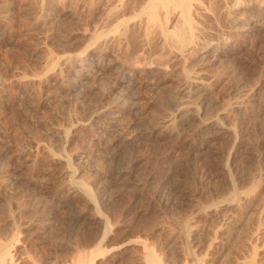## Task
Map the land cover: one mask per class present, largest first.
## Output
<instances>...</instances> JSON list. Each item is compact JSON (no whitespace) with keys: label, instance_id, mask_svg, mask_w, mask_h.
<instances>
[{"label":"rangeland","instance_id":"1","mask_svg":"<svg viewBox=\"0 0 264 264\" xmlns=\"http://www.w3.org/2000/svg\"><path fill=\"white\" fill-rule=\"evenodd\" d=\"M34 1L35 3H32ZM79 1L81 4H78L79 8L76 10L77 12L73 14V16H68L67 14L60 13L61 8L55 5L54 2L48 0H38V2L37 0H0V231L3 234L8 233L9 227L5 222L3 223V220L9 217L11 213L14 215L13 217L16 221L19 222L18 219L20 218L19 225L22 227H19L21 229L31 227V222L37 220V218L43 217L41 210L39 213L37 211L40 209L38 206L39 202H45L48 206L44 213V219L48 220H46L41 227H45L46 229H38L35 235L26 236L25 238L29 240L27 244L31 246L30 243L33 242V245L36 244V247L49 248L53 242H59V244L65 242L63 245H70V248L74 247L73 233L77 230V221L82 217L84 218L88 215L96 214V212L93 211L95 210L93 202L94 193H91L92 196H88L82 190L83 187L88 186L89 189L93 187V191L102 183L99 176H101L104 171L110 168L123 169V164L110 163V160L108 161L110 152L115 151L113 149H117V151H139V154L144 156V151H147V149L160 153L168 150L170 145L173 147L181 143L176 142L173 133L169 134V132L163 128L164 125L162 126V124H165L164 121L171 116V113H174V109L179 103H181L179 105H185L188 98V100H190L198 96V94H196V96L194 94L191 98L187 97V89L184 91V80L182 79L183 77H181V69L182 66H184L186 70H196V72H199L203 79L205 78L204 82H207L206 84L209 83L207 85V95H204V97H206L204 102L208 105V107L206 106V116H218L224 124H228L229 127H233L238 131L236 138L232 137L229 139L224 138L217 140L213 148L222 152V156L218 159L219 161H225L228 156L238 152V157L234 160L235 167L233 171L234 173L236 172V175L238 174L237 176L242 178L241 182L238 183L239 190L245 192L247 197L251 199H249L250 203L247 206L248 208L242 215H237V213L231 211V214L234 213L233 217L236 214L231 221L233 225H229V227H231L229 230L232 232L231 238L229 239L228 236L227 240L223 239L225 242L223 241L222 253L221 256L218 257V260L217 258L215 260L212 259L213 256L215 257L217 254H212L213 252L211 251L208 252L210 255L208 253L203 255L202 253L204 244L212 237V233L215 230L214 228L217 224L215 221L217 222L218 220L215 218H207L204 209L197 208L198 206L195 205L196 202L193 201L195 198L193 199L191 195V190L194 187L193 183L195 184V181L191 179L192 171L187 172L190 176L188 174H186L185 177L182 176L183 181L190 189L181 194V202L176 205L178 207L174 206L175 215L180 216L179 214L182 213L181 215L187 216L191 226L203 229L204 232L201 236L203 239L200 240L202 246H200V248L202 250L199 248L197 251L198 255L201 256L202 263L222 264L221 260L223 259L225 260V262L223 261L224 264H238L241 261L253 259L255 264H264V107H260L262 112L255 106L256 104L252 106V103L246 101V103H244V108H247V111L245 110V114H247L245 118L243 117L242 111L240 113L233 111L234 103L245 99L250 91L256 92L257 95L264 99V70H259L260 67L264 66V49H261V47L258 48L259 44L257 45L252 42L247 44L238 55L234 56L235 58H230V60L227 61L228 63L225 61V63L222 62V66L216 64L217 66L215 65V67L213 66L212 68L205 66V63L197 57V53L187 56L188 58L185 64H182L181 61L176 59L171 60L169 55L164 54V52L161 51L162 53H159L160 49L154 43V45L151 44L149 49H146L147 51L150 50L149 52L153 51L152 47L154 50L155 47L159 49V51H157L158 53H155L156 51H153L154 53L152 52L154 56L152 58L155 60L151 61L155 62V56L157 55L158 59L163 58L162 61L168 62L170 67L168 68L169 70L166 69L160 72L161 74L159 72L155 73L146 80L143 75L135 76L134 71L131 69L134 63V61L131 62L132 59L135 60V57L140 53L141 47L138 43V45L135 43L132 47L128 45V49L126 46H122L121 43L117 42L112 44V46L114 45V49L109 44L110 47L108 43L107 45L101 42L97 45L90 44V40H88L90 39V32L92 33L94 30L97 32L100 29L105 30L106 27L102 28L100 23L101 16L95 9V5H97L95 4L96 2H94L93 5H95L91 7V9H94L91 10L89 8L88 11V8H85L86 10L81 8L82 2L83 4H88V0H85L87 2L83 0H78V2ZM47 3H49L51 7L53 5V8ZM34 5H38L41 10L39 7L34 8ZM43 6L44 8H42ZM83 9L84 12H82ZM44 11L47 13L45 14ZM82 13L85 14V16ZM92 14H94L95 17ZM37 15H42V18ZM82 16L86 24L82 21ZM84 17L86 19H84ZM97 17L98 19L96 20ZM74 18H76V20ZM91 20L95 21L96 25L95 22ZM83 29L87 30V34L83 33L85 32ZM82 42L84 44H82ZM102 44L105 49L107 47V50L102 49ZM80 46L85 49L82 48L85 52L84 55V52L80 50ZM84 46H86V48ZM136 46H139L138 48L140 49L138 50ZM115 47H119L118 50ZM132 49L136 52L134 50L132 51ZM255 49L256 51L258 50V52H256ZM146 50L145 52L147 54L144 52L146 55H144V58L152 59L149 57V55L152 56L151 53L149 54ZM99 51L101 52L99 53ZM76 52H81V54L79 53L77 55ZM125 52H127V57L125 56ZM134 52L137 53V55L135 54L136 56ZM69 53L73 54L69 57ZM119 53L122 54L121 57ZM162 54L163 57H158L160 55L162 56ZM65 55L68 56L69 61L65 60ZM195 55L196 57L194 58ZM72 56L74 58L80 56L84 66L86 68L89 66L88 78L76 87L73 86V82L71 81L72 70L76 67L73 63L74 58ZM122 56L124 58L123 60H121ZM237 56L240 58H236ZM113 58L116 59L114 63ZM167 58L170 60H167ZM128 59H131V61H128ZM109 60H112V63ZM118 60L120 61L117 63ZM103 61H105V63ZM68 62H70V64ZM126 62H129L127 63L129 66ZM175 62H177V64L179 63L177 69V64L175 65ZM122 63L125 64L122 66ZM257 63L261 64V66ZM60 64L61 66H59ZM102 64H108L114 67L122 66L124 71L130 68L126 72L132 77L129 75L127 80L112 91V85H110V83L114 84L116 82V76L113 71H108ZM249 65L252 66L250 67ZM201 69L204 71L202 72ZM256 69L257 72L255 71ZM260 71H262V74ZM177 72H179V74ZM151 81L154 82V84ZM150 82L152 84H150ZM148 83L149 85H145ZM124 84L126 86L128 85L127 87L130 89L128 90ZM156 84L159 85V87ZM81 85L82 87H80ZM92 86L95 87L93 88ZM104 88L105 90L103 91ZM211 88L213 89L211 90ZM119 89H126L122 91L124 94H120L123 95V97H130L131 103L122 104L120 102H115L114 99L117 93L119 94L121 91ZM174 96L178 97L175 98ZM107 98L110 100L108 101ZM134 100L136 101L135 103ZM103 101L105 103H103ZM101 102L102 105H100ZM132 103L134 104L132 105ZM118 105L120 106L119 108ZM100 106L107 108L104 113L108 112V114L105 113V115L103 113V116L95 118L94 113H96V109L101 108ZM254 107L258 109H254ZM109 113L112 114V116ZM238 114H242L241 117L244 119ZM248 114L251 115L249 116ZM184 118L182 120H185ZM176 123V129L183 131L190 138L195 127L194 121H189V123L185 121L181 123V126L180 120ZM159 127H162V129H159ZM181 127H183V130ZM157 131L160 133L159 135ZM149 143L151 145H148ZM116 146L118 148H116ZM144 146H146L147 149ZM182 152L179 157H181V162L184 159L182 163L185 164L187 160ZM7 159L8 161H6ZM143 161L144 160L141 159L137 167L139 166V168H141L143 166ZM224 178L226 177L223 174L221 178L218 179V187L217 183L215 184V186L219 188V192L222 193V195L219 193V198L216 197L217 201L221 203H224V199L228 197V187L224 183ZM79 182L83 183L81 187ZM197 186L198 185H196V187ZM44 195L45 197L43 198ZM40 196L44 201L40 199ZM184 197L186 199H184ZM201 198H204V195H202ZM226 208L227 212L225 214L229 213V207ZM8 210H10V212H8ZM38 214H40V216H38ZM28 218L29 221H27ZM258 219L260 222H257ZM239 229L242 230L239 231ZM169 231L170 230L165 227L161 237ZM67 236H69V239ZM49 238L52 239L50 242ZM41 243L43 246H41ZM33 245L30 248H32ZM175 247L177 248L176 250ZM172 251L175 256L178 255V241L173 243ZM210 261L211 263H209ZM235 261L237 263H235Z\"/></svg>","mask_w":264,"mask_h":264},{"label":"bare ground","instance_id":"2","mask_svg":"<svg viewBox=\"0 0 264 264\" xmlns=\"http://www.w3.org/2000/svg\"><path fill=\"white\" fill-rule=\"evenodd\" d=\"M48 1L54 2L55 5L61 8L60 13L67 14L68 16H73V14H75L77 12L76 10L79 8L78 4H81L80 1L78 2V0H48ZM94 2H96L95 4H97V5L94 4L96 6L95 8L97 10L96 12H98V14H100L101 16L100 23L102 25V28L106 27V29L105 30L100 29L101 31L96 29L98 30L97 32L95 30L92 31V33L90 32L89 34L90 39H88L90 40V44L97 45L98 43L101 42V43H106V45L108 43V45L110 44L112 46L114 42H117V43H121L122 46L124 45L127 47L128 45H131L132 47L135 43L136 44L138 43L141 49L138 48L139 46L136 47L138 48V50L140 49L139 51L140 53L137 55V53H135L136 49L134 47L135 50L132 49V51L133 50L135 51L134 55L136 54L137 56L136 55L135 56L137 58L135 57V60L132 59V61L131 59H128V61L129 60L131 62L134 61L131 68L134 71V75L135 76L143 75L146 80L148 79V77L153 76L155 73L163 72L170 67L168 62H165L164 60L162 61L163 58L158 59L157 55L155 56L156 61L155 62L151 61V60H155L152 58L154 57L152 55V52L156 51L155 53H158L157 51H159V49H160L159 53L162 51L164 52V54L169 55V58H171V60H175V59L179 60L181 61L182 64H185L188 58L187 56L193 55V53L194 54L197 53L199 55V56L197 55V57H199V59H201L202 62L205 63V66L212 68L213 66L215 67L216 64L221 65L222 62L225 63V61L227 62L228 60H230V58L231 59L235 58L234 56L238 55L239 52H241L246 47L247 44H250L252 42L256 43L257 45L259 44L258 48L261 47V49L262 48L264 49V0H88V4H83L82 2L81 8L84 9L88 8L89 11V8L91 9V7L94 6L93 5ZM32 3H35V1ZM35 5L34 8L39 7L38 5L37 6ZM42 8H44V6ZM51 8H53V5ZM84 9L82 10V12H84ZM46 13L47 12H45V14ZM83 15L85 16V14ZM92 15L94 16V14ZM40 17L42 18V15ZM74 19L76 20V18ZM84 19L86 18L84 17ZM97 19L98 17L96 18V20ZM82 21H84V23L86 24L85 20H83V16H82ZM88 24L89 23L87 22V25ZM84 31L85 32L83 31L82 32L87 34L86 32L87 30ZM82 37L85 38L84 36ZM154 43L156 46H158L159 49H156L155 47L154 50L152 47L153 50L152 52H149L150 50L147 51L146 49H149V47H151V44L154 45ZM82 44L84 43L82 42ZM84 47L86 48V46ZM82 48L83 47L79 49L84 52L85 49L83 48L84 50H82ZM115 48L118 50L119 47L118 48L115 47ZM102 49L103 50L105 49L104 45ZM144 49L147 52H149V54L151 53L152 56L149 55V57H151L152 59L144 58V55L146 53ZM105 50H107V47ZM101 51H99V53ZM256 52H258V50ZM76 53L77 55L79 53L81 54V52L79 53L76 52ZM126 53L127 52H125V56ZM71 54L69 53L68 56L70 57ZM84 54L85 52L83 53V55ZM121 55L122 54H120V57ZM65 56H66L65 60L67 61L69 58L67 55ZM158 57H163V54L162 56L160 55ZM195 57L196 55L194 56V58ZM262 57L261 59L263 60ZM236 58L239 59L240 57L237 56ZM114 59L115 58H113V63L116 62V59L115 61ZM123 59L124 58L122 56L121 60ZM167 60L170 59L167 58ZM73 61L76 67L74 68V70H72L73 73H72L71 81L73 82V86L76 87L82 84L84 80L88 78L89 66L87 68L84 66L83 60H81L80 56L75 57ZM109 61H111L112 63V60ZM119 61L120 60H118L117 63ZM103 62L105 63V61ZM177 62H175V65L177 64ZM68 63L70 64V62ZM127 63L129 62H126V64ZM123 64L125 63H122V66ZM178 64L176 69L178 68ZM238 65L240 66L241 64ZM259 65L261 66V64ZM59 66H61V64ZM102 66H104V68H106L108 71H113L114 75L116 76V82L114 81L115 82L114 84L110 83V85H112L111 86L112 91L118 88V86L122 82L127 80V78L130 75L126 72L130 68L124 71L122 66L114 67L108 64L105 65L102 64ZM257 69L255 70L256 72ZM259 70H264V66L260 67ZM261 72L262 71H260V73ZM177 73L179 74V72ZM181 74L183 75V76L181 75V77H183L182 79L184 80V87H183L184 91H186L185 89H187L188 91L187 97L191 98L194 94L195 96L196 94H198V96L197 97L194 96L195 98H192L190 100H188L189 98L187 99L186 97L187 103L185 105H179L181 104L179 103L175 107L174 113H171V116H169V118L166 121H164L165 124L164 123L162 124V126L164 125L163 128L167 130L169 134L173 133L175 141L181 143L173 147H171L170 145V147L168 146L169 147L168 150L165 149L166 151L160 153H157L156 151H149L146 148V146H144L147 149V151H144V156L140 155L139 151H117V149H113L115 151L110 152L108 161L110 160V163L114 162V163L123 164L122 167L123 169L110 168L104 171L101 174V176H99L102 183L99 186H97L95 190H93L94 192L92 191L93 187L90 189L88 188V186L83 187L82 190L88 196H90L91 193H94L93 202H94L95 210L93 211H95L96 214L88 215L87 217L84 218L82 217L77 221L76 223L77 230L75 231V233H73L74 238L72 236V238L74 239V247L70 248L69 247L70 245L69 246L63 245L65 243L64 241L63 244H59V242L55 240L54 241L58 243L53 242L54 243L53 244L51 242L52 244L50 245L49 248L36 247V244L33 245V242L30 243L31 246L33 245V247L30 248L31 246L27 244L29 243L27 242L29 240L25 238L26 236L33 234L35 235V232L38 229L45 228V227L44 228L41 227L42 225H44L43 223L46 220H48V219L46 220L44 219V213L46 212L45 210L47 209L48 206L47 203L45 202H39L38 206L40 207V209L39 211H37L39 213L41 210L43 217L41 216L42 218L39 219L36 217L37 220L31 222L30 224L32 226L29 228L21 229L19 227L21 226L19 225L20 218L19 219L17 218L19 222L16 221L12 213L10 214L9 217L6 216L7 218H4L3 223L5 222L9 228H8V233L3 234L0 231V264H206V262L202 263V260L200 258L201 256L198 255L197 253L198 249L201 246L200 240L203 239L201 237L204 232L203 229H200L195 226H191L189 223V219L187 218L186 215H181L182 214L181 213L179 214L180 216H177L175 215L174 212V206H176L177 204H179V202H181V194L186 190L190 189V187L183 181L182 178V176L185 177V175L188 174L187 173L188 171H192L191 179L195 181V184L193 183L194 187L191 190V195L193 199L195 198L193 201L196 202V204L195 203L194 204L198 206L197 208H200L202 210L204 209L205 211L204 213L206 214L207 218H215L216 220H218L217 222L215 221V223L217 224L216 226L214 225L215 230L212 233V237L208 239V242H206V244L203 243L204 244L203 250L200 248L203 251L201 252L203 253V255H206L209 251H211L213 252L212 254H217V256L215 257L213 256L212 259L215 260L217 258L218 260V257L221 256L223 245L225 242L223 239L227 240L228 236L229 239L231 238L232 232H230L229 230V228H231L229 227V225L232 224L231 223L232 218L236 216L235 214V216L233 217L234 213L231 214V211H234L235 213H237V215L238 214L242 215L248 208L247 206L250 203L249 199H251L250 197L249 198L247 197L245 192H241L239 190L238 183L241 182L242 178L240 176H237L238 174L236 175V172L234 173L233 171V168L235 167L234 160L238 157V152H235L233 155L228 156L225 161H219L218 159L220 158V156H222V152L217 151L216 149L213 148L214 147L213 145L217 140L224 138L229 139L232 137L236 138L238 131L233 127H229L228 124H224L219 119L218 116H206L208 105L205 104L204 102V99L206 98L204 97V95H207L206 94L208 90L207 85L209 83L206 84L207 82H204L205 78L203 79L200 73L196 72V70L189 71V69L186 70L184 66H182ZM113 77L112 79L114 80ZM130 77L132 76L130 75ZM151 82L150 84L152 83L154 84V82L152 83ZM145 85H149V83ZM157 86L159 87V85ZM80 87H82V85ZM127 88L128 90L130 89L129 87ZM212 89L213 88H211V90ZM104 90L105 88L103 89V91ZM119 90L121 91L119 92V94L117 93V96L114 99L115 102L116 103L120 102L122 104L131 103V100L129 99L130 97L129 98L125 96L123 97V95L120 94L123 93L122 92L123 90L122 89ZM101 93H106V92H101ZM135 100L134 103L136 102ZM246 101L252 103V106L256 104L255 106H257L259 109L260 107H264L263 97H260L254 91H250L246 95L245 99H243L242 101H236L233 105V111L238 113L242 111L244 118L247 115L245 114V110L247 108L246 109L244 108L245 105L244 103H246ZM103 103L105 102L103 101ZM134 103H132V105ZM100 105H102V102L100 103ZM119 107L120 106L118 105V108ZM255 108L256 107H254V109ZM106 109L107 108H104V106H102L99 109H96V113H94L95 118H99L100 116H103V113ZM260 110L262 111V109ZM106 114H108V112ZM110 115L112 116V114ZM241 115L239 116L241 117ZM183 118L185 120H182ZM179 120H180V126L181 123H184L185 121H187L188 123L189 121L190 122L194 121L195 127H194V131L191 133L190 138L183 131L176 129L177 128L176 122H179ZM182 128L183 127H181V129ZM159 129H162V127L161 128L159 127ZM159 134L160 133H158V135ZM148 145L151 144L149 143ZM116 148L118 147L116 146ZM181 152L183 153V155L187 160L185 164L182 163L184 162V159L181 162V157H179ZM140 158L145 161V162L143 161V166L141 167L142 169L139 168V166L137 167L138 163L141 160ZM6 161H8V159ZM223 174L226 177L224 178V183L228 187L227 189L228 197L225 196L226 198L224 199V203H221L218 202L216 199V197L219 198V193H220L219 188H217L219 183L217 182L218 179L221 178ZM216 183H217V187L215 186ZM81 184L83 185V183H80V187ZM196 185H198L199 187L198 186L196 187ZM220 194L222 195V193ZM202 195H204V198H201ZM44 197L45 195L43 196V198ZM43 198H41L40 196V199ZM184 199L186 198L184 197ZM226 207H229V213L227 214H225L227 212ZM10 210H8V212H10ZM38 216H40V214H38ZM27 221H29V218ZM257 222H260L259 219ZM165 227L168 228L170 231L167 232L163 237H161ZM240 230L242 229H239V231ZM68 237L69 236H67V238ZM49 239L50 242L52 239L51 238ZM177 241L179 244V252L177 251L178 255L175 256L172 251V246L173 243ZM41 246H43L42 243ZM176 249L177 248L175 247V250ZM221 261L222 264H224L223 261L225 262V260L222 259ZM209 263H211V261ZM235 263L237 262L235 261ZM238 264H255V263L254 260L252 259L249 261H241Z\"/></svg>","mask_w":264,"mask_h":264}]
</instances>
